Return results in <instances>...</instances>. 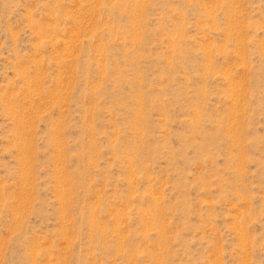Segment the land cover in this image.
Instances as JSON below:
<instances>
[{"label": "rangeland", "instance_id": "obj_1", "mask_svg": "<svg viewBox=\"0 0 264 264\" xmlns=\"http://www.w3.org/2000/svg\"><path fill=\"white\" fill-rule=\"evenodd\" d=\"M0 264H264V0H0Z\"/></svg>", "mask_w": 264, "mask_h": 264}, {"label": "bare ground", "instance_id": "obj_2", "mask_svg": "<svg viewBox=\"0 0 264 264\" xmlns=\"http://www.w3.org/2000/svg\"><path fill=\"white\" fill-rule=\"evenodd\" d=\"M25 77V76H24ZM8 107V106H7ZM12 112V111H11ZM14 112H16V111H14ZM19 115V114H18ZM22 121V120H21Z\"/></svg>", "mask_w": 264, "mask_h": 264}]
</instances>
